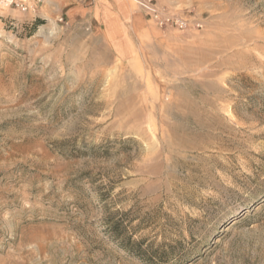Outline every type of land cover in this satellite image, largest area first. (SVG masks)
Wrapping results in <instances>:
<instances>
[{
	"label": "rangeland",
	"instance_id": "obj_1",
	"mask_svg": "<svg viewBox=\"0 0 264 264\" xmlns=\"http://www.w3.org/2000/svg\"><path fill=\"white\" fill-rule=\"evenodd\" d=\"M83 2L0 5V264H264V0Z\"/></svg>",
	"mask_w": 264,
	"mask_h": 264
},
{
	"label": "crops",
	"instance_id": "obj_2",
	"mask_svg": "<svg viewBox=\"0 0 264 264\" xmlns=\"http://www.w3.org/2000/svg\"><path fill=\"white\" fill-rule=\"evenodd\" d=\"M83 1L84 0H42L43 5L41 6L39 13L43 16L59 15L65 16L69 20H74L77 17L86 16L88 13V8ZM96 2L101 4L102 0H96ZM134 14L139 20L143 18V16L141 14L138 15L137 12Z\"/></svg>",
	"mask_w": 264,
	"mask_h": 264
},
{
	"label": "built area",
	"instance_id": "obj_3",
	"mask_svg": "<svg viewBox=\"0 0 264 264\" xmlns=\"http://www.w3.org/2000/svg\"><path fill=\"white\" fill-rule=\"evenodd\" d=\"M151 1L152 0H149V2H151ZM41 3H42V0H25V1H18V0H0V5L1 6L7 7V8H14V9L20 10L22 12H36ZM151 6L152 5H148L147 8L151 9L152 11H154V9ZM158 17L159 16L157 15L156 18L162 24H167V23H170L172 21L171 18H163L161 20Z\"/></svg>",
	"mask_w": 264,
	"mask_h": 264
}]
</instances>
